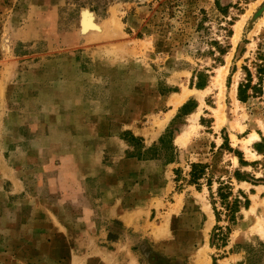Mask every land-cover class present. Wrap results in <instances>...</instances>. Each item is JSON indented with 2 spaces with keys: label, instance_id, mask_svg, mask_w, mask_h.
<instances>
[{
  "label": "rangeland",
  "instance_id": "374dc122",
  "mask_svg": "<svg viewBox=\"0 0 264 264\" xmlns=\"http://www.w3.org/2000/svg\"><path fill=\"white\" fill-rule=\"evenodd\" d=\"M262 53L264 0H0V264H264Z\"/></svg>",
  "mask_w": 264,
  "mask_h": 264
},
{
  "label": "trees",
  "instance_id": "16d2710c",
  "mask_svg": "<svg viewBox=\"0 0 264 264\" xmlns=\"http://www.w3.org/2000/svg\"><path fill=\"white\" fill-rule=\"evenodd\" d=\"M257 66V72L259 74V80H263L264 77V54H259L258 56V62L256 63ZM246 73H247V79L246 82H241L238 86V97L241 101L246 102L249 97L251 96L250 90L253 91V93H257L260 90V87L258 84L253 85L252 84V72L251 70L246 67ZM198 82L196 86L198 88H204L206 83H207V78L203 77H198ZM187 105H185L183 108H185ZM172 130L169 132L165 133L163 135V138L161 140V143H166V138H172L173 135ZM204 165L202 164H192V170H191V178L194 183H199V180L204 174ZM242 193L241 191H239ZM216 195H212L214 199H219L220 203L222 206H224L226 210V215L229 218V220L234 221L236 218V214L240 211L241 207L247 206L249 204V199L245 197V200L242 201L240 197L236 196L235 198H232L233 195V188L228 185V184H221L218 188L217 191L215 192ZM216 207V203L213 202ZM217 215H219L217 211ZM219 217V216H218ZM228 226L224 229L223 226L216 225L214 228V231L212 233V243H216L219 246H222L225 244L227 240V230ZM110 237V235H109ZM111 238H114V236Z\"/></svg>",
  "mask_w": 264,
  "mask_h": 264
},
{
  "label": "crops",
  "instance_id": "0c3cea01",
  "mask_svg": "<svg viewBox=\"0 0 264 264\" xmlns=\"http://www.w3.org/2000/svg\"><path fill=\"white\" fill-rule=\"evenodd\" d=\"M173 116V114L169 117V119ZM159 121L160 123L159 124H155V126H153L152 128H150V126L148 127H145L146 130H144V128L142 129V132L141 135H143L146 139V142L147 143H152L154 141H156L158 139V137L161 135V114L159 115ZM134 129V128H132ZM135 131L136 133V130H133V132ZM118 205H119V202L116 201L115 203H113V205H111L109 207V210L111 211H117L118 210ZM115 217V216H113ZM130 223H126V225L129 226Z\"/></svg>",
  "mask_w": 264,
  "mask_h": 264
},
{
  "label": "bare ground",
  "instance_id": "6f19581e",
  "mask_svg": "<svg viewBox=\"0 0 264 264\" xmlns=\"http://www.w3.org/2000/svg\"><path fill=\"white\" fill-rule=\"evenodd\" d=\"M82 21H83V24L86 25L85 28H87V27H89V28L97 27L96 23L93 20V17L89 13H85L84 14V17H83ZM185 99H186V95L177 96L176 105L181 104ZM255 138L258 139V136L255 135Z\"/></svg>",
  "mask_w": 264,
  "mask_h": 264
},
{
  "label": "water",
  "instance_id": "95a60500",
  "mask_svg": "<svg viewBox=\"0 0 264 264\" xmlns=\"http://www.w3.org/2000/svg\"><path fill=\"white\" fill-rule=\"evenodd\" d=\"M82 26L85 28L86 27V25L85 24H83V22H82Z\"/></svg>",
  "mask_w": 264,
  "mask_h": 264
}]
</instances>
